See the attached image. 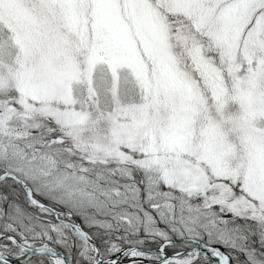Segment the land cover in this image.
I'll return each mask as SVG.
<instances>
[{
  "label": "rangeland",
  "instance_id": "374dc122",
  "mask_svg": "<svg viewBox=\"0 0 264 264\" xmlns=\"http://www.w3.org/2000/svg\"><path fill=\"white\" fill-rule=\"evenodd\" d=\"M26 1L0 0V168L23 182L20 191L7 187L10 196L22 192V201L35 205L29 190L39 203L40 196L47 199L51 210L40 208V219L49 225L40 224L50 230L45 239L55 234L73 264L95 260L77 227L52 211L60 212L55 206L63 204L87 218L95 236L121 229L128 242L127 233L142 228L164 242L200 240L202 228L207 240L218 241L214 245L237 249L240 243L224 220L200 211L202 203L187 202L180 190L161 189L158 180L167 186L166 179L177 177L193 188L206 179L238 183L239 193L225 197L229 209L264 214V100L254 90L255 78L264 74V0H28L25 6ZM232 94L244 111L237 121L222 114ZM23 116L53 121L61 137L92 159L114 164L72 163L59 156L61 147L41 151L38 137L28 143L21 138ZM231 122L235 134L226 128ZM59 139L51 136L48 144ZM130 167L144 172V206L130 184ZM209 196L205 208L216 200L212 191ZM6 219L20 222L15 212ZM65 227L77 248L63 241ZM32 236L22 242L39 245ZM108 242L109 254L124 247ZM24 252L0 238L3 255ZM241 252L242 264H260L252 251ZM27 259L36 258L22 262L32 264ZM194 260L213 261L199 250L178 264ZM41 263L54 264L49 257Z\"/></svg>",
  "mask_w": 264,
  "mask_h": 264
},
{
  "label": "trees",
  "instance_id": "16d2710c",
  "mask_svg": "<svg viewBox=\"0 0 264 264\" xmlns=\"http://www.w3.org/2000/svg\"><path fill=\"white\" fill-rule=\"evenodd\" d=\"M37 4L40 3L39 0L35 1ZM35 2H31L32 5H37ZM29 1H26L25 6L29 5ZM31 5V6H32ZM32 10V9H29ZM220 65V64H219ZM260 89V86L256 85V82L254 84V90L255 92H258V90ZM262 90V88H261ZM242 92H245L244 90H242ZM232 93V91H231ZM241 96V95H240ZM208 102L209 103H213L212 97L208 96ZM212 107V106H211ZM241 111V117L236 118V112ZM243 112L241 106L238 103V100L235 98V95L232 94L229 102H224V104H222V114L223 117L228 120L227 116H231L232 121H237L239 119H241L243 117ZM218 119V118H216ZM22 121H26V125H24V129H25V134L23 135V137H25V142L27 141H31L34 137H38L40 140H42L43 144H41V146H38V149H40L41 151L44 149L45 147H48V139L50 137V135H56V134H61L62 132L59 130V132L57 133H47V129L49 127H56V124L45 118V117H32L29 118L28 116H23L22 117ZM236 129V128H235ZM68 145H64L63 146V150L64 152L68 153V157L71 159L70 162L72 163H80L81 165L83 164H88L89 166H108L109 164H114V162H107V163H102L99 162L95 159H92L88 153H86L85 151H83L78 144L72 142L70 139H68ZM28 143V142H27ZM25 144V143H24ZM66 147H68L69 150L66 151ZM83 163V164H82ZM2 169L0 168V174H2L3 172H1ZM130 172L132 173L133 179H131L130 184L131 186L139 193V200L140 203H143V195H144V191H145V179H144V172L142 169H138L135 167H130ZM46 177H44V179L48 178V175L50 176V174H44ZM90 178H94V176L92 174H89ZM168 180V181H167ZM167 181V186L163 183L162 180H158V184L160 185L161 189H166V190H171L173 191V193H179V190L181 191L180 194L183 195V197L185 198V200L188 201H192L196 200L199 203L201 202L202 205L198 208L200 209V211H203L206 213L205 210H209V212L212 213V215L214 216L215 220H219V222H221V220H224V223L226 226H228L230 229H232L235 232V244L236 246H238L237 249H230L229 247H226L224 245L223 248L224 250L230 255L232 261L234 264H242V250L243 249H250L253 247L254 244V235H252L251 230H254L255 224L253 222V220H251L250 218L246 217L245 218V227L247 228V235L243 234L242 231V223H243V219L241 214L239 213H235L232 210H228V216L227 214H225L221 208L219 207L222 204L223 198H222V194L223 192H227V193H231V196H235L238 194V183L235 186H231L227 183V181L225 180L223 182V186L218 184H215L214 182H212L209 179L204 180L203 183V187H195L194 183L192 184V186H190L191 184L189 182H183L182 179H178L177 177L174 178H168L166 179ZM9 188V192L11 193V190H16L18 189V191H20V189L22 190L21 186L19 185L18 182H15V180L13 178L10 177H6L0 180V231L4 232V233H10L13 234L18 240H24V239H29L28 237L30 236V234L34 235L32 236V239H35L37 244L43 243V242H47L50 246H53L54 248L63 251L64 253H68L67 251H65L64 246H62L61 244L55 242V234L52 233V237L50 240H46L45 237V233H48L47 231H50L49 228L46 227V225H49L48 222H46L44 219H40V216H44L40 210V208H45L48 209L49 208L47 206H36V205H32L30 203H26L24 201H22V192L17 194V197H13L10 196L8 194L7 189ZM224 188V189H223ZM210 191H212L214 193V196L216 198L215 201H213L210 205H208V208H205L203 206V201L208 199L210 196ZM37 198V197H36ZM38 200H40V202H42L43 204L47 205L48 202L45 200V198H43L42 196H40L39 198H37ZM54 202H56L57 200H53ZM58 202V201H57ZM60 204V203H59ZM144 206V204H142ZM199 206V205H198ZM59 209V211H66L68 213H72V217H68V216H62L65 220H68V222H78L81 224V228L85 231H88L90 234H92V237L95 239V241L97 242L101 254L103 256H107L109 253L108 251V246L110 245V239H112V241H114V243L116 244V246L122 247L125 245H135V246H140V247H154L157 248L159 247L164 241L159 238L158 236H154L151 234H148L146 232L142 231L141 229L132 231L130 233H127V238H128V242H125V240H123L122 235H125L124 232H122V230H116V231H111L109 229H104V233H101L99 230L96 231L97 233L99 232L100 234L98 236L93 235L92 233V228L89 226L88 224V220L87 218H85L83 215H79L76 214L73 210L67 208V206H64L63 204H60L59 206H55ZM145 209L148 210L149 212H152L150 208H148L145 205ZM50 211V210H49ZM10 212H15L17 216L20 217V222H18L16 219V221L14 220V222L10 223L6 217H8L10 215ZM50 214L52 215L53 213L50 212ZM207 214V213H206ZM94 218V217H93ZM91 218V219H93ZM90 219V218H89ZM108 219V218H107ZM46 224L44 226H42L41 224ZM62 226V225H61ZM115 227H120V225L118 223H114ZM64 227V226H63ZM201 227V226H200ZM23 229L27 230L28 232H23ZM94 231V230H93ZM203 229L200 228V233L198 236V239L204 241V242H208L210 244H216L218 241L215 240V238H212L213 236H208V240L206 239V236L203 235L202 233ZM256 234V233H254ZM65 239L63 240L64 242H66L67 244H74V242H76V238L70 233V231L68 230V228L65 227V235H64ZM67 236V237H66ZM118 236H120V238H118ZM188 238V237H187ZM207 241H206V240ZM181 239H173V241H178L175 244L172 245H166L164 246V251L168 254L183 250L185 248H188L192 245H194V242L190 241V240H181ZM247 241L248 246L246 245L245 248L244 245H242V243L244 241ZM221 243V242H219ZM114 244V245H115ZM65 245V244H64ZM76 247V246H75ZM77 248V247H76ZM34 260L32 259H27L26 262L28 263H32V264H42L41 261H44L46 259V256L44 255H35ZM213 259V258H212ZM214 261V260H213ZM213 261H211L210 263H205L201 260H194L193 262L189 263V264H215V262L213 263ZM71 264H73V261H71ZM168 264H176V263H168ZM245 264V263H244ZM248 264V263H247Z\"/></svg>",
  "mask_w": 264,
  "mask_h": 264
},
{
  "label": "water",
  "instance_id": "95a60500",
  "mask_svg": "<svg viewBox=\"0 0 264 264\" xmlns=\"http://www.w3.org/2000/svg\"><path fill=\"white\" fill-rule=\"evenodd\" d=\"M6 176L14 178V175L12 173L5 172V173L0 175V180ZM16 180L20 184H23L22 180H20L19 178H16ZM23 187L26 189L25 186H23ZM27 194H28L30 201L33 204H35L37 206H45L44 204L39 203L37 200H35L29 190H27ZM52 211L54 213H64L67 215L66 212H58V211L53 210V209H52ZM72 225L77 227V229H78L77 233L83 239H85L94 249L95 260H93V262L91 264H127V263H125L124 258L126 257L125 255H127L129 253H146L147 255H159L160 260H163L166 263H168V262L175 263L179 258L183 257L184 255H186L190 252H193V251H198V250H202L204 252L209 253L210 256L213 258L215 264H222L221 260L219 259V254H223V255L227 256V258L229 260V264H234L230 255L227 254L221 246L214 245V244H208V243L203 242L201 240L192 239V238H183L181 240H190V241L194 242V245H192L188 248H185L181 251L171 253V254H168L164 251V246L175 244L178 241L171 242V241L167 240V241L163 242L157 248L127 245V246H124L121 249L107 255V256H102L100 248H99L98 244L96 243V241L93 240L78 224L73 223ZM0 238H7L9 240H12L18 246H20L23 250H25V252L23 254H20L16 257H13V258L8 257V256L0 253V264H27V263H24L22 261L24 259H26L27 257L32 256V255H44L46 257L51 258L52 260L54 257H58L60 260H62L64 262V264H70V260L65 255V253L54 248V247H52V246L38 245V246L30 247L27 244L23 243L22 241H19L13 235L7 234V233H2V232H0ZM181 240H179V241H181ZM120 255H123L124 257H122ZM147 260L148 261H154V260H149V259H147ZM53 262H54V260H53ZM54 264H57V263L54 262ZM134 264H141V263L136 262Z\"/></svg>",
  "mask_w": 264,
  "mask_h": 264
},
{
  "label": "flooded vegetation",
  "instance_id": "af4514ba",
  "mask_svg": "<svg viewBox=\"0 0 264 264\" xmlns=\"http://www.w3.org/2000/svg\"><path fill=\"white\" fill-rule=\"evenodd\" d=\"M255 81H256V85H258V86H262V90L261 89H259L258 90V96H260V98L262 99L263 98V100H264V95H262V92H264V74L263 75H261V76H257V78H255ZM262 107L264 106V105H261ZM258 110H260V109H258ZM257 110V111H258ZM241 111H238V112H236V115H235V117L236 118H239V117H241V113H240ZM259 116H261V115H259ZM263 116V115H262ZM227 118H228V120L230 121H232V119H231V116L229 115V116H227ZM230 124H233V122H231V123H229V124H227V130L229 131V132H231L232 134H235V132H236V129L234 128V127H231V128H229V126L228 125H230ZM18 129L21 131V127H18ZM57 132H59V129L57 128V127H49L48 129H47V133H50V134H53V133H57ZM63 135V133H61V134H56V135H51L52 137H57L58 139L61 137ZM260 135L262 136V135H264V129L263 130H261V127H260ZM50 136V137H51ZM22 139H24L25 140V137H21ZM228 140H231V139H233V136H232V138H231V136H227L226 137ZM59 140H61V141H59V142H56L57 143V145H55L54 144V142H52V143H50V144H48V146H52V147H61L62 149H58L57 150V153L59 154V156L62 158V159H66L67 161H71V159L68 157L69 155H68V151H67V149H68V147H66V151L68 152V153H66V152H64V150H63V146L64 145H68V138H66V137H61V139H59ZM20 145V144H19ZM38 149L37 148H32L30 151H32V152H34V153H36V151H37ZM69 150V149H68ZM72 154V153H71ZM53 156V155H52ZM51 157V156H50ZM53 159H55V161H56V158H55V156H53L52 157ZM5 173V172H4ZM228 183V182H227ZM239 193V192H238ZM224 197H222L223 198V201H222V205H224V206H222V207H225L226 208V210H225V214H227V216H228V210H229V207H228V205H227V202H228V200L229 199H225V197L226 196H228L229 195V193H225V192H223V194H222ZM229 197V196H228ZM255 207V206H254ZM255 209H256V207H255ZM239 214H241V216H242V219H243V223H242V231H243V234H246L247 235V228L245 227V218L246 217H248V218H250L251 220H253V222H254V224H255V227H254V230L252 231L251 230V233H252V235H254V244H253V247L252 248H250V249H248V250H250V251H252V253L254 254V259H256V261L258 262V263H260V264H264V214H262L261 212H259L258 210H251V212H249V211H244V210H242V212L241 213H239ZM254 233H256V234H254ZM242 245H244V247L243 248H245V246L247 245V241L245 240L243 243H242ZM248 246V245H247ZM242 251H246V249H243ZM242 262H244V260H243V255H242Z\"/></svg>",
  "mask_w": 264,
  "mask_h": 264
},
{
  "label": "bare ground",
  "instance_id": "6f19581e",
  "mask_svg": "<svg viewBox=\"0 0 264 264\" xmlns=\"http://www.w3.org/2000/svg\"><path fill=\"white\" fill-rule=\"evenodd\" d=\"M120 256L124 257L123 255H120ZM125 256L126 257L124 258V260H125V263L127 264H134L136 262H139L141 264H167L166 262L160 259H156L154 261H148L147 259H143L142 257H140L139 253H129ZM219 259L221 260L222 264H229V260L227 256L223 254H219ZM53 260L57 264H64V262L60 260L58 257H54Z\"/></svg>",
  "mask_w": 264,
  "mask_h": 264
},
{
  "label": "built area",
  "instance_id": "2783aa9c",
  "mask_svg": "<svg viewBox=\"0 0 264 264\" xmlns=\"http://www.w3.org/2000/svg\"><path fill=\"white\" fill-rule=\"evenodd\" d=\"M197 252H194V254H196ZM190 256V255H189ZM195 257V256H194ZM190 261V260H189ZM189 261H186V262H184V263H188Z\"/></svg>",
  "mask_w": 264,
  "mask_h": 264
}]
</instances>
